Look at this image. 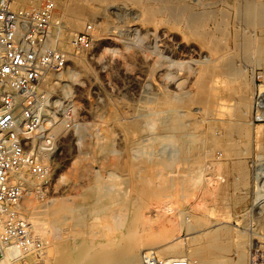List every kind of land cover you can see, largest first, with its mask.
<instances>
[{
  "label": "rangeland",
  "instance_id": "1",
  "mask_svg": "<svg viewBox=\"0 0 264 264\" xmlns=\"http://www.w3.org/2000/svg\"><path fill=\"white\" fill-rule=\"evenodd\" d=\"M42 2L43 0H15V8L30 11L38 8ZM53 2V23L56 19L60 23L59 28L61 25L70 28L68 21L80 20L82 27L77 30V34L90 26L92 44L87 49H77L72 42L77 34L63 43L61 34H58L54 26L52 28V37L56 39L52 45L64 50L69 62L63 71L50 73L43 82L42 89L44 95L45 91L49 95V115H53L56 120L68 113L72 120H68L64 130L55 137L54 156L48 161L53 163L54 170L49 192L44 194L46 196L38 193L39 178H28L31 180L27 182L25 196L29 194L32 206L36 210H45L43 206L52 202L75 201L77 204H84L80 195L82 188L85 184L96 182L97 175L99 181L111 185L113 183L116 190H131L130 181L133 176L125 166L135 159L136 149L143 147L135 145L141 136L136 132L137 122L150 118L152 111H158L156 117L162 122L167 114L163 103L170 101L172 97L175 98H172V102L187 99L188 104L182 107V111L189 124L188 128L202 131V142L207 144L202 149H191L188 154L183 155L185 160L181 159L178 166L175 165L169 171L159 163L157 150H145L144 156L155 162L154 166H145L146 175L157 189L145 201L149 207H157L156 210L160 211V216L153 220V228L160 231L161 225L173 227L170 217L161 215L160 208L164 201H171L176 209L175 215L184 210L195 224L192 232H187L186 227L173 232L175 236L187 238L188 252L202 249L206 241L211 240L230 245L231 249L227 251L212 250L226 263L254 264L252 260L256 258L257 264H264V62L260 64L254 61L255 56H248L243 52L245 47H240L241 43H245V39H242L246 31L243 18L248 2L174 0L175 4L190 7L192 12L216 11L217 17L205 20L206 26L203 25V29L214 30L219 23L222 24L219 26L224 25L229 37L227 41L222 39L231 51L235 48L236 51L233 52L237 56L234 57V63L240 69H245L243 76L207 75L203 83L204 93L207 94L205 101L199 94L202 87L199 70L205 63L204 60L213 56L212 52L201 41V36H187L184 25L174 23L169 10H160L161 2L164 3L165 0ZM254 2L264 6V0H253L251 3ZM144 9H154L156 15L150 20L143 18ZM222 13H225L224 17L221 16ZM215 32L217 36H221V31ZM245 56H248L246 60L249 58L252 62H246ZM241 81L245 82L244 88L240 87ZM244 101L249 105L243 109L242 118L232 112ZM231 116L234 118L231 119ZM236 117L245 121V132L235 131L229 124V121L237 120ZM75 125L77 129L74 132ZM249 127L251 136L247 131ZM158 128L154 131L155 135L162 132L161 127ZM227 130L232 137L235 135L233 138L236 141L233 142L232 138L229 141L231 135L228 136ZM213 137L215 141L212 140L211 143ZM227 142L229 146L232 142L233 145L237 143L238 146L234 147L238 149H234L232 145L231 148L228 145L226 147ZM105 146L108 149L105 150ZM149 152L153 153L150 155ZM164 152L165 149L163 154ZM137 156L141 155L137 153ZM197 173L201 176L193 180V175ZM112 174L116 176L112 177ZM170 177H174L171 182L173 187L168 192L161 191L162 185L167 184ZM23 200L22 204L25 202ZM22 212L33 224L30 214L26 210ZM67 218L70 225L65 224L67 227L64 225V229L68 231L69 239L79 245V249L83 247L84 240H90L97 245L94 247L95 253L101 259H113L116 251L109 245L110 236L106 234L103 215L92 214L83 224L76 223L71 215H67ZM48 219H44L46 228L50 224ZM142 219L140 227L144 228L149 221L145 219L148 221L146 222L143 217ZM88 224H93V229ZM33 232L45 242L52 241L50 229H45L47 235L45 232ZM151 249L159 252L157 248ZM192 260L197 264L196 257Z\"/></svg>",
  "mask_w": 264,
  "mask_h": 264
},
{
  "label": "bare ground",
  "instance_id": "2",
  "mask_svg": "<svg viewBox=\"0 0 264 264\" xmlns=\"http://www.w3.org/2000/svg\"><path fill=\"white\" fill-rule=\"evenodd\" d=\"M250 1L253 2V0H249V2L245 0L246 3L248 2L247 4L248 6L247 5H246L247 7L245 6L247 8L246 9L247 11L244 8L246 15L243 18L245 22L246 31H245V36L242 39L243 40L245 39L244 40L245 43L244 45L243 43H241L240 47L241 48L245 47V51L243 52H246L248 56L250 55V57L252 55L253 56L252 58H254L255 56L256 60L254 59V61H257V62H260V64H263L264 62V6L260 5L259 3H255V2L251 3ZM164 3H166V5L163 6ZM164 3L161 2L162 6L160 10L162 11L169 10L170 14L169 12H167V14H169L170 18L172 19L174 23L176 24L182 23L184 25V28L186 30L185 34L187 36H201V38L203 39L201 41H203L204 45L207 48H209L210 51L212 52L213 56L212 57L209 56L208 58L206 57L207 58L206 61L202 58L205 63L202 65V67L199 70L200 71L199 73H201V78L199 82H201L200 85H202V87H200L199 89V94H200L201 99H203L204 101L207 99V94L204 93L205 89L203 86L204 80L207 77V75L217 74V75L226 76V77H232L233 75L243 76L245 69L244 70L240 69L234 63V57L236 58L237 56V55L234 56L235 54L233 51H236L234 50L235 48L234 49L232 48L233 50L231 51L229 45L224 43L225 41H227V38L229 37V33L223 27L224 25L219 26V25H222L219 23V25L216 26V29L214 30L207 29L206 31L205 29H203L206 26L204 23L205 20H209V19L214 20L215 17H217L216 11L213 12V11L206 10L204 12L197 13V12H192V10H190V7L188 8L186 5H182V4L180 5V3L175 4L174 0H165ZM139 6L141 7L140 2H139ZM153 10L144 9L143 18L150 20L153 17V15L154 16L156 15L154 14ZM224 14L225 13H222L221 16L224 17L225 16ZM68 24L70 28L63 27L62 25H61V28H59L58 26L60 25V23H58V20L55 19V22L53 23V26L57 29L58 34L59 33L61 34L63 43L67 39L69 40L73 36V34L74 35L77 34V30L81 29L82 27V22L78 19L68 21ZM63 29H65L64 32H63ZM249 29H252V30L249 31ZM257 29H259V31ZM215 30L221 31V36H217ZM220 37H221V40L219 39ZM55 40L56 39H54V37L51 36L50 44H53ZM232 42L234 43V39ZM237 43H239V41H237L236 44ZM233 47H236V45ZM238 50L239 49H237V51ZM211 52H210V55H211ZM247 57L245 56V60ZM248 59L246 60V62L248 61L252 62V60L250 59L248 60ZM241 86L243 88L245 87L244 81L240 82V87ZM45 93L46 95H45V100H44V107L47 112L44 118V126L48 128L51 137L55 138L61 133L62 130H64L65 123L70 119L72 120V118L70 114L68 113H64V117L57 118L56 120L53 115L50 116L49 113L51 112L48 110V107H47V104L49 102V97H48L49 95L47 91H45ZM172 98H170V101L163 103L164 111L167 113L164 121L159 122L160 118L156 117L158 116V111H152L150 113V118L142 119L137 122L138 128L136 129V132H139L141 136L135 142V145H141L143 147H141L140 149H136L137 153H139V155L141 156H137L136 151L133 152L132 154L136 153L134 154L135 159L129 161L125 166V168L133 176V180L130 181L131 190H128L126 188L124 190H121V189L116 190V188H114L115 186L113 183L111 185V184L101 182L99 181V179H97L99 177V175H97L98 177L95 176L96 177L95 179L97 180L96 182L88 183V184H85L83 188L81 187L82 191L80 195L83 197V200L85 201L84 204H77L75 203V201H72V200H71L72 202L61 201L57 203L55 202L54 204L52 202V204L50 203V204H46V206H43L45 210H42V209L36 210V208L32 206V202H31V198L29 197V194L25 196L26 193H24L23 199H25V202L23 204L21 202V209L26 210L30 214L31 219L34 220V223L32 224L33 231L38 232V233H41V232L44 233L45 229H50L51 231L50 238L52 239V241H49V243L45 242L47 244L46 246L47 248H46L45 255L41 258V261H42L41 264H142L141 255H142L143 250H148L151 248L159 249V252L167 257L187 259L190 264H194V261L192 260V258L194 257H196L198 260L197 264H229V263H226L227 261L225 262L219 256L215 255L212 251V250H219V249L220 250L223 249L227 251L230 248V245L226 243L221 244L220 242H216V241L214 242L210 240L208 242L206 241L207 244L205 243V246H203L202 249H195L192 251L189 249L190 252L187 251L188 249L187 242H186L187 238L185 237L182 238L181 236H175L173 232L176 230L182 229L183 227L187 228V232H192L195 230V224L190 220L191 217L188 214H186L184 210L180 211L178 214L175 215L174 212H176V209L172 206L171 201H164L160 208L162 211L161 215L164 214V217L166 215L170 217L169 219H170V222H172L173 227L168 228L164 225H161L160 231H155L153 228V225H152L154 224L153 220L156 217L160 216V211L156 210L157 207H149V205L146 204L145 199L148 198L150 195H154L157 192V189H155L156 185L152 184V180L146 175L147 169H145V166H151V165L154 166L155 162L151 158L148 159L144 156L145 150H148V149L157 150V152L159 153V157H160L159 163L165 169H168L169 171L172 168H174L175 165H177V163L181 159H184L183 155L188 154L191 151V149L192 150L193 148L202 149L204 145L207 144V142L205 144H203L202 142L204 138L202 136L203 135L202 131H198L197 128L195 131H192L188 128L189 124L186 122L187 120L185 121V115H184V112L182 111V107L188 104L187 99H184V100L178 99L177 101L172 102ZM245 102L246 101L239 103V105H237L234 108V111L233 109H231V111H233L232 113L235 114L236 116L244 118L243 109L247 105H249V104H246ZM230 118L233 119L234 117L232 118L231 116ZM244 122L245 121H243V119L241 118L240 119L237 118V120H234V121H229V124L234 127V129L233 127H231L230 129H233V130L236 129L239 132H245V128L247 127H245ZM227 126L229 125L227 124ZM74 127H75L74 128V132H75L77 129V125H75ZM158 127L159 128L161 127L162 132L158 135H155L154 131ZM226 128L228 129V127ZM247 131H248L249 136H251L250 127L248 128ZM206 134L207 133H205V136H208V134L207 135ZM229 134L230 132H228V136ZM233 137L231 135L229 141H231V138L233 139L232 140L233 142L236 141L234 140L235 138ZM217 139H216V142H217ZM149 140L151 142L149 144L146 143V142H149ZM206 140L208 141L207 137H206ZM212 140H214V137L213 139H211L210 141L211 143H212ZM228 142L227 144H225L226 147L229 146ZM211 143L209 144L210 147H211ZM232 143L231 145L233 147L237 145L236 142H235L236 143L235 145H233ZM159 146H162V147L160 148ZM230 146L228 148H231ZM100 147H102L101 144H100ZM134 148L135 147H133V149ZM236 148L234 147V149ZM106 149H108V147L105 146V150ZM164 149L166 150V152H164L165 154H163ZM234 149H232V152ZM228 151L229 153H231L229 149ZM234 152H236V150ZM152 153L153 152H149L148 154L151 155ZM236 155H238V153ZM109 176H111V174ZM115 176L116 175L112 174V177H115ZM200 176L201 175L198 173L194 174L193 180L199 179ZM31 177L33 176H29L25 172H18L15 178L16 180H19L24 184L25 191L27 192V182L31 180L28 178H31ZM173 178L174 177H170V180H168V183L162 185L161 191L168 192L171 189V187H173V185L171 184V182L173 181ZM200 180H203V179L200 178ZM23 199L22 201H24ZM38 208L39 207H37V209ZM92 214L100 215V216L103 215V219L105 220L104 226L106 229V234L110 236L109 245L113 246V249H115L116 251L115 256L113 257L112 260L105 261L101 259L97 255V253H95L96 249L94 247L97 245L90 242V240H84L82 244L83 247L79 249L78 247L79 245L77 243H74V241H72L71 239H69L68 231L64 229L67 227L65 224L70 225L68 223L69 219L67 218V215H71L72 218L75 219L76 223L83 224L84 221L85 220L87 221L89 219V216ZM176 216L179 218L177 221L174 220L175 218H177ZM142 217L144 218V220L146 219L149 221L148 222L145 220L148 223H145L146 225L144 226V228L140 227L141 225L140 220L142 219ZM48 218L50 219V224H48L49 227L46 228L45 225L47 224L45 223L44 219H48ZM195 223H196V220H195ZM92 225L88 224L87 226H89V228L91 229ZM45 235H47L46 232H45ZM222 240H223V237H222ZM231 246H232V243H231ZM103 247L105 246H102V248ZM252 254L253 253H251V255ZM21 255H23L22 252L14 244H12L9 248L8 256L5 261L6 264H12L13 262H15V264H29V259L27 258H23V260L18 259V257H20ZM255 259L252 260V263L254 262V264H257L256 263L257 261L255 262Z\"/></svg>",
  "mask_w": 264,
  "mask_h": 264
},
{
  "label": "built area",
  "instance_id": "3",
  "mask_svg": "<svg viewBox=\"0 0 264 264\" xmlns=\"http://www.w3.org/2000/svg\"><path fill=\"white\" fill-rule=\"evenodd\" d=\"M54 18L53 0H43L33 10L15 8V0H0V264H6L14 244L18 259L41 264L47 244L33 232L22 215L24 184L18 172L40 180L39 195L49 192L56 140L44 126L46 109L42 84L50 73L63 71L68 54L50 44ZM92 44L91 27L73 39L80 50ZM142 264H190L156 249L142 252ZM12 264H15L13 262Z\"/></svg>",
  "mask_w": 264,
  "mask_h": 264
}]
</instances>
